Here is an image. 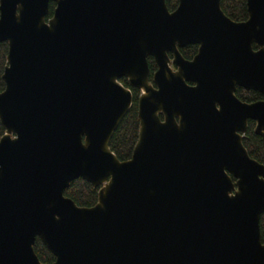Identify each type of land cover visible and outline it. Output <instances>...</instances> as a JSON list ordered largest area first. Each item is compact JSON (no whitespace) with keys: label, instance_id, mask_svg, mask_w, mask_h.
<instances>
[{"label":"water","instance_id":"obj_1","mask_svg":"<svg viewBox=\"0 0 264 264\" xmlns=\"http://www.w3.org/2000/svg\"><path fill=\"white\" fill-rule=\"evenodd\" d=\"M49 1L0 0V264H264V164L241 134L253 119L264 140V98L235 95L264 97V0L243 21L220 0H52L46 19ZM123 76L141 93L121 161L109 141L132 104ZM78 177L100 185L93 206L64 195Z\"/></svg>","mask_w":264,"mask_h":264},{"label":"trees","instance_id":"obj_2","mask_svg":"<svg viewBox=\"0 0 264 264\" xmlns=\"http://www.w3.org/2000/svg\"><path fill=\"white\" fill-rule=\"evenodd\" d=\"M177 0H165L166 6L169 10H173L177 5ZM247 0H220V6L223 12L235 21H243L248 17L247 13ZM54 1H49L48 13L46 19L50 18L53 14L55 7ZM185 54L192 53L194 48L188 46L185 49ZM183 50V52H184ZM7 52L8 43L0 41V91L4 88V81L2 74L7 65ZM149 68L153 71L156 64L152 58L149 59ZM119 81L128 87L133 96V102L118 123L114 130L110 141L109 147L111 151L117 156L119 160H126L131 157L133 148L138 138L139 120L137 117V94L138 90L133 88L125 78H120ZM237 96L247 102L257 101L263 98L260 92L254 90L237 91ZM255 124L253 121L249 122L248 129L243 138V145L247 149L248 154L254 159L264 164V140L260 135L254 132ZM4 133V128L0 123V137ZM100 186L93 187L88 181L78 177L72 180L69 185L64 189V195L70 197L77 205L90 207L97 202L98 189ZM261 241L264 244V214H261L259 220ZM34 251L39 260L43 263H51L55 260L52 252L42 243L39 237H36L34 244Z\"/></svg>","mask_w":264,"mask_h":264},{"label":"flooded vegetation","instance_id":"obj_3","mask_svg":"<svg viewBox=\"0 0 264 264\" xmlns=\"http://www.w3.org/2000/svg\"><path fill=\"white\" fill-rule=\"evenodd\" d=\"M178 1V0H177ZM177 4H178V2H177ZM177 6V5H176ZM175 9V8H174ZM173 9V10H174ZM169 10V9H168ZM169 11H172V10H169ZM188 46H192L193 48H194V51L192 52V53H189V54H185V48L186 47H188ZM252 47H253V49H257L259 46L256 44V43H252ZM198 48H199V44H197V43H194V44H186L185 46H179L178 47V50H179V52L181 53V55H182V57L184 58V59H187V60H190V59H192L193 57H194V55L197 53V51H198ZM183 50H184V52H183ZM167 55H168V57L170 58V60L172 61V59H173V53L171 52V51H168L167 52ZM150 58H152L153 60H154V58H153V56H148L147 57V61H148V63H149V59ZM154 62H155V60H154ZM155 64H156V62H155ZM170 66H171V68L173 69V70H176L177 69V66H176V64L174 63V62H171L170 63ZM148 67H149V64H148ZM157 69V64H156V68L152 71L150 68H149V77H148V80H149V83H152V85L155 87V84H153V73H154V71ZM121 78H125L126 79V81L128 82V80H127V78L126 77H121ZM120 79V78H119ZM189 84H193V82H191V81H189L188 82ZM133 88H135V89H137L138 90V94H137V117H138V98H139V95H140V93H141V90L139 89V88H137V87H134V86H132ZM243 90H245V91H248V90H254V89H246V88H244L243 86H239V85H236V89H235V95L237 96V91H243ZM131 91V90H130ZM254 91H257V90H254ZM259 92V91H258ZM132 93V92H131ZM262 95V94H261ZM263 96V95H262ZM238 97V96H237ZM239 98V97H238ZM264 98V97H263ZM262 98V99H263ZM240 99V98H239ZM241 100V99H240ZM261 100V99H260ZM243 101V100H242ZM132 102H133V96H132ZM245 102H247V101H245ZM160 117H161V119H163V115L162 114H160ZM139 120V119H138ZM250 121H253V123L255 124V121L253 120V119H249L248 120V122H247V127H246V130H245V132L244 133H241L242 134V143H243V138H244V136H245V133H246V131H247V129H248V126H249V122ZM100 186V185H99Z\"/></svg>","mask_w":264,"mask_h":264}]
</instances>
